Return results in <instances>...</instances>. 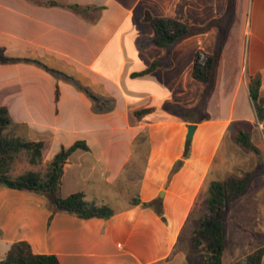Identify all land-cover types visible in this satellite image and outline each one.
Listing matches in <instances>:
<instances>
[{
  "label": "crops",
  "instance_id": "1",
  "mask_svg": "<svg viewBox=\"0 0 264 264\" xmlns=\"http://www.w3.org/2000/svg\"><path fill=\"white\" fill-rule=\"evenodd\" d=\"M38 1L103 9L92 22V15L62 7L0 0V57L39 60L73 76L97 97L112 99L113 107L96 111L75 85L26 62L0 63V107L19 125L13 129L16 136L44 142L43 163L62 147L84 141L89 151L77 150L67 160L60 195L83 193L87 202L106 205L115 214L85 220L52 213L44 196L0 185V260L12 244L25 241L33 253L55 255L60 264H206L205 251L191 244L190 235L191 224L206 214L210 181H225L260 162L257 155L235 149L228 127L257 119L250 77L260 76L264 97V0H234L206 104L208 119L201 123L183 122L164 107L198 103L204 85L191 77L194 55L198 50L215 53L214 22L225 13L227 0ZM146 12L208 30L170 49L142 44L154 36L144 21ZM241 12L244 23L237 35ZM245 35L251 36L246 65ZM167 54L168 66L132 77ZM145 108L154 111L138 120L134 112ZM189 125H195L191 141L186 140ZM258 132L254 126V144ZM188 142L187 158L172 173ZM252 184L254 179L229 205L224 264H239L264 247V189L252 196ZM135 197L141 203L158 202L162 216L132 206ZM117 203L122 206L112 207Z\"/></svg>",
  "mask_w": 264,
  "mask_h": 264
},
{
  "label": "trees",
  "instance_id": "2",
  "mask_svg": "<svg viewBox=\"0 0 264 264\" xmlns=\"http://www.w3.org/2000/svg\"><path fill=\"white\" fill-rule=\"evenodd\" d=\"M29 1L42 3L50 7L66 8L86 18L92 15V22L96 21L98 14L103 9L102 7H82L77 4H62L57 1ZM233 15L234 0H228L224 16L214 22V25L218 27L215 53L208 54L202 50H198L194 55L191 77L204 85L198 103L192 108H184L170 103H167L164 107L167 112L183 122L201 123L208 119L206 104L214 88L219 54L226 40L227 30L232 23ZM144 21L150 24L154 36L142 42V44L149 43L165 49H170L187 37L205 33L208 30V27H192L183 24L177 19L155 17L148 12L145 13ZM17 62L33 63L50 74L72 83L93 101L96 111L105 112L111 110L113 107L114 101L112 99L97 97L88 87L81 86L73 76L50 68L39 60L0 57V63L2 64ZM168 65L169 55L167 54L165 57L153 61L147 70L132 74V77L144 76L159 67L164 68ZM260 85L261 79L259 75L250 77L249 98L252 108L258 122L264 123V97L260 95ZM58 98L59 91L57 86L55 92L56 102ZM153 111L154 108H145L135 111L134 115L140 120ZM18 126L13 123L7 108L0 107V185L44 196L47 199V206L52 213L64 212L85 220L92 218L108 220L115 214L106 205H96L87 202L83 193H74L67 197L60 195L61 180L67 160L77 150L89 151V147L84 141H77L69 147H62L50 161L43 163L44 142L27 140L16 136L13 129ZM252 129V123L242 120L233 121L228 127L232 141L239 148L246 153L260 156V150L251 140ZM188 153L189 142L186 144L181 159L175 163L172 173L179 169L187 158ZM21 155L27 157L30 167L17 173L14 171L13 165ZM261 163L264 164V162ZM31 165L37 167L33 168ZM41 165H43L42 169L39 167ZM254 174L255 170H251L242 176H231L225 181H210L204 202L207 214L197 223L191 240V244L194 247L202 248L205 251L206 264H224L225 217L230 203L246 192ZM138 205L143 208H151L159 216H162V208L158 202L141 203L139 198L135 197L132 201V206ZM262 258H264V247L248 255L239 264H261ZM0 264H60V262L55 255L33 253L27 242L20 241L11 245L6 257L0 260Z\"/></svg>",
  "mask_w": 264,
  "mask_h": 264
},
{
  "label": "rangeland",
  "instance_id": "3",
  "mask_svg": "<svg viewBox=\"0 0 264 264\" xmlns=\"http://www.w3.org/2000/svg\"><path fill=\"white\" fill-rule=\"evenodd\" d=\"M228 2V0H227ZM227 9V8H226ZM226 12V11H225ZM225 14V13H224ZM224 14L220 17V19L224 16ZM250 18H251V13L249 14V25H250ZM243 23H244V19H243V12L240 13L239 15V18H238V22H237V26H236V33L238 35V33H240L242 31V28H243ZM236 35V34H234ZM234 39L237 40L234 36ZM250 41H251V36L249 37L245 35V65H246V62H247V47H249V44H250ZM238 42V41H237ZM235 55V54H234ZM235 59V58H234ZM247 114V110L246 112H244ZM256 126L258 128V135L255 137V144L261 149L262 151V154H260V156H257L259 158V166L257 168H254V169H251V170H255V174L253 175L251 181L254 179V184H252L251 188H250V191H251V195L252 196H257L261 193V190L264 189V187H262V185H264V178H260L261 176L264 177V164H262L261 162H264V123H261V122H258L257 119L255 120V123L253 124V127ZM252 132H253V129H252ZM252 132H251V136H252ZM231 136V135H230ZM233 142V141H232ZM234 143V142H233ZM235 144V143H234ZM235 149L238 151V149H240L241 151H243L241 148H239L236 144H235ZM244 152V151H243ZM246 153V152H244ZM233 155H230V158L229 159H232L233 161H237L238 158L237 157H233ZM13 169L15 172L19 173V172H22L23 170H26L27 168H29V162H28V159L26 156L24 155H21L15 162H14V165H13ZM31 167H37V166H32ZM41 169L43 168V165L39 166ZM251 170H248V171H251ZM246 171V172H248ZM246 172H243L241 173L240 175L238 176H242L244 173ZM236 175V174H235ZM237 176V175H236ZM251 181H250V184H251ZM249 184V185H250ZM249 187V186H248ZM122 205L121 204H113L112 207L114 208H118V207H121ZM204 208H205V203L203 204ZM254 206H258V205H254ZM206 209V208H205ZM207 214V212H206ZM203 215L204 216H206ZM202 217V218H203ZM201 219V218H200ZM199 219V220H200ZM196 221L195 223L193 222L191 224V240L193 238V230L195 229L197 223L199 222Z\"/></svg>",
  "mask_w": 264,
  "mask_h": 264
},
{
  "label": "water",
  "instance_id": "4",
  "mask_svg": "<svg viewBox=\"0 0 264 264\" xmlns=\"http://www.w3.org/2000/svg\"><path fill=\"white\" fill-rule=\"evenodd\" d=\"M194 130H195V125H189L187 127V135H186V140L187 141H191L192 140Z\"/></svg>",
  "mask_w": 264,
  "mask_h": 264
}]
</instances>
